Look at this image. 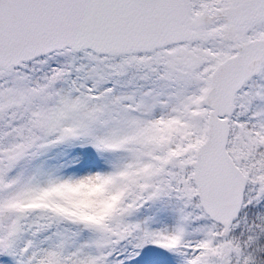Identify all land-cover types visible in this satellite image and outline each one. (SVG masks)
<instances>
[{
    "label": "snow or ice",
    "instance_id": "snow-or-ice-1",
    "mask_svg": "<svg viewBox=\"0 0 264 264\" xmlns=\"http://www.w3.org/2000/svg\"><path fill=\"white\" fill-rule=\"evenodd\" d=\"M0 264H264V0H0Z\"/></svg>",
    "mask_w": 264,
    "mask_h": 264
}]
</instances>
